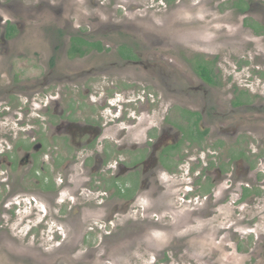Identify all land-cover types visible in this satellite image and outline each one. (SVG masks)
Here are the masks:
<instances>
[{"label": "rangeland", "instance_id": "obj_1", "mask_svg": "<svg viewBox=\"0 0 264 264\" xmlns=\"http://www.w3.org/2000/svg\"><path fill=\"white\" fill-rule=\"evenodd\" d=\"M199 1L0 0L11 4L9 9L14 8L13 13L18 11L24 22L21 38H17L4 55L0 54V152L5 146L13 150L24 135L39 134L46 150H58L61 142L56 141L57 146H54L48 138L52 137L53 129L49 121L61 120L56 113L66 109L65 104H74L75 113L80 110L86 126L99 124V116L103 114L107 121V126L104 123L106 137L109 138L104 142L97 136L87 151L77 154L71 148L65 152L59 150L61 162L49 170L55 182L46 185L36 182L37 175L26 172L22 165H18L20 169L9 170L5 161H1L0 264H258L255 259H248L245 244L251 234L248 227L264 229L262 200L243 205L241 199H235L236 194H231L229 199L215 200L217 210L207 211V216H202L203 200L200 191L196 190V183H192L191 189L197 198L188 201L184 197L187 181L193 180V171L196 174L200 166L195 162L200 163L204 153L214 151L213 147L218 149L212 134L196 137L191 146H181L179 157L182 155V159L171 168L177 169L174 174L179 173L182 178L170 176V171L163 173L159 179V186L163 188L155 196L144 195L135 188L132 197L135 198L137 192L136 198L125 202L119 196L121 193H108V188H113L112 176L117 174L116 171L99 168L97 173L89 176L91 178L84 173L87 154L105 159L101 152L103 143L111 148L123 127L114 108L109 109L105 103L108 89L114 84L116 90L135 94L141 102L133 103L137 118L132 122L126 120L127 126H132L126 134H121L122 141L141 143L146 137L145 129L151 123V119L144 122L145 91H149L147 86L151 84L147 78L157 77L151 70L157 71L158 77L163 76L167 85L170 84V89H162L161 94L155 91L156 98L148 96L154 114L153 124L157 125L165 118V123L174 124L170 123L173 126L171 133L175 136L180 135L179 131L185 139L190 134L189 124L181 111L187 109L186 104H191L192 112H200L201 104H210L203 100L205 95L200 90L188 88L189 84L199 85L191 77L192 60H197L196 57L209 62L218 85V89H214L213 105H208L207 109L226 111L227 118L233 115L227 113L229 104L240 97L242 101L238 102L247 104L246 111L252 108L260 112L258 117H264V35L251 33L249 24L257 27L251 21L252 16L243 22H235L236 15L225 16L238 7L237 0ZM0 15L11 18L4 10ZM110 28V42L123 40L120 35H115V30L125 33L123 36L131 42H138L136 49L143 54L144 63L151 64L138 72L146 77L145 81L132 80L129 73L110 71L113 66L108 72L103 67V71L97 69L99 71L87 75L86 69L96 63L93 59L66 56L64 42L70 33L82 32V36L89 39L98 31L109 33ZM55 56L58 57L55 65L65 70L61 77L55 73L56 67L50 65ZM100 57L99 62H102V54ZM106 57L107 61L114 60L109 54ZM44 83L47 85L40 88ZM93 85L97 97L89 98L88 94L94 91ZM11 90L16 92L11 93ZM92 103L97 114L91 112ZM21 104L27 107L20 108ZM45 104H50L47 109ZM53 104L64 105L54 107ZM218 106H227V109ZM218 117L222 126H231L220 114ZM248 130L241 129L237 134L219 140L230 143L231 139L234 148L248 153L252 146L256 151L264 152V134ZM196 132L193 136L198 134ZM87 139L84 137L83 141ZM117 148L115 146L113 150ZM10 154L14 156L15 151ZM16 155L22 156L20 152ZM133 156L130 153L112 154L109 164L118 157L121 162L129 161V157L134 161ZM67 160L71 163L66 166ZM119 176L126 175L118 173ZM135 181L139 183L137 177L131 183ZM121 204L125 211L108 214ZM185 221L187 224L184 225ZM237 228L240 242L236 245L241 246L236 250L225 247L233 244L229 236Z\"/></svg>", "mask_w": 264, "mask_h": 264}, {"label": "flooded vegetation", "instance_id": "obj_2", "mask_svg": "<svg viewBox=\"0 0 264 264\" xmlns=\"http://www.w3.org/2000/svg\"><path fill=\"white\" fill-rule=\"evenodd\" d=\"M202 1L203 0L199 1V3ZM237 2L238 7H235V9L231 11V14L229 12L225 14V16L233 17L236 15L238 18H233V20L235 19V22H237L238 20H241V22H243V20L248 16H252L253 18L251 21L253 23H256L257 27L249 24L251 33H253L254 35H264V1L237 0ZM241 4H245V6L239 7ZM11 6V4L0 2V11L4 10L11 16V18L6 19L0 15L1 55H4L6 49L10 45L14 44V41L17 38H21V35L23 34L22 25L24 24V22L23 20H20L18 11L16 13H13L12 11L14 10V8L9 9ZM16 18H18L19 20H17ZM109 30V33L101 31H98L96 34L93 33V36L89 39H87L86 36H82V32L81 34L76 35L75 33H70L71 35L69 34L68 40L64 42L67 46V50L65 52L66 56L68 55L71 58L77 57L79 59L85 57L93 59L96 63H91L90 67L86 69L85 73L87 75L89 73H92L93 71H103V67L108 72L113 66L110 71L117 70L119 72L129 73V75L133 77L132 80L145 81L146 77L144 78L140 76L138 72H141L143 68L151 67V64L149 62L144 63L142 59L143 54L136 49V47H138V42H131L130 40L126 39V36H123V34L125 33L117 30L114 31L116 32L115 35H120L123 39L122 42H110L112 28H110ZM107 40L109 41V43L107 42ZM100 54H102V62H99V60L101 59ZM107 54H109L110 57H113L114 60L107 61ZM55 58L57 59L58 57L55 56L51 58L50 65L51 68L56 67L55 73L58 77H61L63 74H65V70L62 69L58 64L55 65ZM196 59L197 60H192L193 63L191 66V73H193V75L191 77H193L195 83H199V85L197 86L189 84L188 88L193 89V91L200 90L203 93V96L205 95L203 100H207V102H209L210 104H201V109L199 110L200 112H192L190 108L191 104H186L187 109L181 110L184 114V117L186 118V124H189L187 129L190 133L189 136L186 137V139L182 138V136H180L182 135L181 131H179L180 135L177 134L175 136L174 133H171L173 127L171 126L172 123L170 122V124L169 121L165 123V118H162L161 121L157 123V125L153 124L154 114L152 110V104L148 102V96H153V98H156L155 93L157 92L158 94H161L160 91L162 89H170V84L167 85L166 80L163 76L162 78H159V73L157 71L151 70V72L156 74L157 77L154 79L147 78L151 81V84L147 86L149 91H145V97L147 101L144 104H146L147 107L145 111L146 114L144 117V122L148 119H151V123L145 129L144 134H146V137L143 138V140L140 138L142 140L141 143L122 141L123 133L126 134V130L128 128H131L132 126H127L126 120L129 119L130 122H132L135 118H137L136 113L134 112L135 110L133 103L141 104V102L139 98L135 96V94L128 95V92L125 90H116L117 86L114 84L111 89H108L109 92L108 95L105 96V103L107 107H109V109L114 108L116 118L118 119V122L123 125V127L120 129L121 132L116 137V145L111 144L112 147L109 148V145L103 143L101 152L106 160L100 159V155L92 156L91 154H87V156L84 158L85 163L83 165H86V168H84V173L86 176L88 175L87 177L91 176L92 173H97L99 168L100 170H103L104 168H107L108 170L112 169L116 171L117 174L115 176H112L111 186L113 188H108V193H121L122 195L119 196L125 202L126 200H128L129 202L133 201L134 197L132 196L134 194V191H136L135 188L138 189L137 192H144V195L149 194L150 196H155L159 194V190L163 188L159 186V179L162 177L163 173L170 171V176L177 175V179L182 178L179 173L174 174L175 172H178L177 169L172 170L171 168L174 163H178L177 161L180 162L182 159V155L181 157H179L182 153L181 151H179L181 146L183 144L191 146L192 141L195 140L196 137L203 138L208 134H212V136H214L217 140L216 147H218V149L213 147L215 153H212L214 151L211 150H208L206 153H204V156H202L200 163L199 161H194L198 166H200L196 171V174L195 170L193 171V180L187 181L185 191L186 195H184V197L188 198V201H191L193 197H196L195 192L193 191V189H191L192 183H196V190L200 191L199 196L203 200L202 216H207V211L214 212L217 210L214 202L215 200L223 201L229 199L231 194H236L235 199H241V201H243V205L247 203H253L258 199L264 202V152L256 151V149H253L252 146L249 147L248 153L246 152L247 150L242 151L239 147L234 148V143H231V139H229V142L232 145L230 143H223L219 140L224 139L225 136L231 137L232 135L237 134L241 129H246L247 131H250L248 129H252L254 132L264 134V117H258V114L260 112H257L252 108L251 110L246 111L244 107L247 106V104H241L240 102H238L242 101L240 97L234 98L235 101L229 104L230 108L227 113L232 112L233 115H229V117L227 118H225L226 115H224L226 111L219 112L212 107L207 109L208 105H213L212 103L215 99L214 89H218V85L216 83L215 76L213 75V69L209 66V62H207L206 59H202L199 57H196ZM255 68L258 69V66H256ZM63 81L66 82V80ZM45 85H47V83L41 84L40 88ZM93 88V93L88 94L89 98L97 97L94 85ZM10 92L14 93L16 91L11 90ZM59 98L61 97L59 96ZM95 102H97V100H95ZM93 103L91 105V112L96 113V110L93 107ZM155 103L156 100L154 101V104ZM21 105L23 106H21L20 108L27 107L26 104ZM47 105L50 104H45L44 107L46 109ZM61 105L64 104H53L54 107ZM65 105L67 106L66 109H62L59 113H56V117L60 115L59 118L61 120L56 123H54L53 121H49V126L53 129L52 134H50L52 135V137L48 138L50 142H54V146H57L56 141L61 142L60 147H57L58 150H46V145H44L43 139L40 137V134L39 136L24 135V139L22 140V142L16 145L13 150L10 151L9 146L4 147L5 150H3V152H0V163L2 160L5 161L9 170L14 168L20 169L18 165H22L23 168H26V172L37 175L35 177L36 182L41 181L42 185H46L55 182V179L50 176L49 170L51 167L55 168L61 162V157L58 154L59 150L61 152H65L69 150V148H71L76 154L81 151H87L89 149V146L93 145L94 138H97V136L99 137V139H101V141L107 142V140L109 139L108 137H106L108 135L106 134L107 127L104 128L105 124L107 126V121L105 120L103 114L99 116L101 120L99 124L86 126L85 122L83 121L84 115L79 114L80 110L75 113V111L73 110L74 104ZM218 108L227 109V106H218ZM219 114L225 122H230L231 126H222L217 121V119L219 118ZM239 119L243 120V122L238 121ZM144 122H142L141 124H143ZM195 123L197 124L195 125ZM29 127H31V124ZM196 131L198 132V134L196 136H193V132ZM31 132L32 127L29 130V133ZM40 132L41 131L34 133ZM34 136L38 138H32ZM84 137L88 139L86 141H83ZM81 142L83 145H81ZM115 146L116 148H118L116 150H113ZM258 146L260 147V144ZM112 150L113 152H110ZM13 151H15V154L14 156H11L10 153H12ZM17 152H20L22 156L16 155ZM120 153H124L126 155L128 153L134 154V161H132L131 157H129V161L121 162L120 158L118 157L117 159L116 157L115 159H117V161L109 164L112 159V157L110 156L112 154L116 155ZM67 161L68 163L66 164V166L71 163V160ZM63 167H65V165ZM188 171L190 174L191 169L188 168ZM118 173L125 174L126 176L118 177ZM190 176L192 175L190 174ZM98 177H100V175H98ZM135 177L139 179V183L138 181L131 183V180L133 181ZM49 178L50 180H48ZM124 180H128L129 182H126ZM85 182H88V180H86ZM56 183H58L57 180ZM163 184H165V182H163ZM119 210L125 211V208H122V204L121 207L115 206L114 208H112V210H110L108 214H112L114 213L113 211ZM185 224H187L186 221L184 225ZM246 226L251 225L247 224ZM248 228H250L248 231L251 233L248 234L250 236L246 239L247 245L245 244V249L248 250V259H255L258 264H264V229L260 230L254 226ZM240 229L242 228L240 227ZM237 230H239V228L233 230V232L229 236L233 239V244L225 247H231L234 250L238 248L239 244L238 246L236 244L240 240V236Z\"/></svg>", "mask_w": 264, "mask_h": 264}, {"label": "trees", "instance_id": "obj_3", "mask_svg": "<svg viewBox=\"0 0 264 264\" xmlns=\"http://www.w3.org/2000/svg\"><path fill=\"white\" fill-rule=\"evenodd\" d=\"M197 123H195V125H196Z\"/></svg>", "mask_w": 264, "mask_h": 264}]
</instances>
